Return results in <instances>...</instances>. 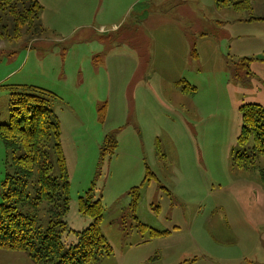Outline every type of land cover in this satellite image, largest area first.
Returning <instances> with one entry per match:
<instances>
[{
    "label": "rangeland",
    "instance_id": "obj_1",
    "mask_svg": "<svg viewBox=\"0 0 264 264\" xmlns=\"http://www.w3.org/2000/svg\"><path fill=\"white\" fill-rule=\"evenodd\" d=\"M37 1L46 34L0 39V124L10 121L7 87L57 96L69 178L64 248L92 223L78 212L91 189L113 250L97 264H264V157L252 171L233 162L253 147L237 143L239 107L264 108V0L239 13L215 0ZM107 135L118 147L102 158ZM52 163L58 177L54 154ZM12 169L0 140V203ZM137 186L135 220L128 193ZM35 188L36 175L19 211L45 228ZM0 264L36 263L0 248Z\"/></svg>",
    "mask_w": 264,
    "mask_h": 264
},
{
    "label": "trees",
    "instance_id": "obj_2",
    "mask_svg": "<svg viewBox=\"0 0 264 264\" xmlns=\"http://www.w3.org/2000/svg\"><path fill=\"white\" fill-rule=\"evenodd\" d=\"M216 7H229L234 12H251L254 0H215ZM42 7L37 0H0V39L27 42L46 34L41 22ZM9 28L11 30L9 31ZM249 61V60H248ZM264 62V56L262 58ZM181 80L177 86L185 85ZM10 121L0 124V140L12 154V173L4 183L3 202L0 203V248L24 252L36 264H97L112 254V247L101 231L104 207L100 200L93 201V190L78 199V212L92 219L81 232H75L76 241L64 248L60 233L66 228L63 218L69 206V181L65 156L60 142V121L51 109L57 96L47 90L32 86H10ZM184 92L195 93V88L182 87ZM102 109H100V112ZM241 129L237 143L243 147L250 140V154L233 152L234 165L246 171L256 167V159L264 157V108L257 104L239 107ZM117 140L106 136L101 157L115 153ZM52 154L56 156L58 177H52ZM149 172H147L148 174ZM36 175L33 205H44L49 223L42 228L34 215L23 214L19 208L28 199V181ZM264 182V169H261ZM145 181V180H144ZM129 210L137 212L139 187L131 188ZM140 231L149 228L138 223ZM169 232L151 230V236H164Z\"/></svg>",
    "mask_w": 264,
    "mask_h": 264
},
{
    "label": "crops",
    "instance_id": "obj_3",
    "mask_svg": "<svg viewBox=\"0 0 264 264\" xmlns=\"http://www.w3.org/2000/svg\"><path fill=\"white\" fill-rule=\"evenodd\" d=\"M192 94H194V93H192Z\"/></svg>",
    "mask_w": 264,
    "mask_h": 264
}]
</instances>
